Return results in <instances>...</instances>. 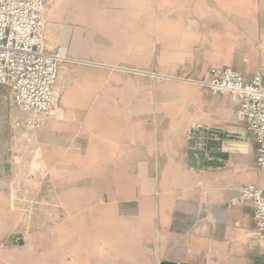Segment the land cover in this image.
<instances>
[{"label":"crops","instance_id":"1","mask_svg":"<svg viewBox=\"0 0 264 264\" xmlns=\"http://www.w3.org/2000/svg\"><path fill=\"white\" fill-rule=\"evenodd\" d=\"M56 114L0 120V264H264L228 67L264 84V0H46ZM7 92V90H5Z\"/></svg>","mask_w":264,"mask_h":264},{"label":"built area","instance_id":"2","mask_svg":"<svg viewBox=\"0 0 264 264\" xmlns=\"http://www.w3.org/2000/svg\"><path fill=\"white\" fill-rule=\"evenodd\" d=\"M46 0H0V86L8 92L9 108L24 116L14 127L40 130L56 114L54 86L60 64L61 46L45 48L44 11ZM213 96L230 95L239 103L237 116L254 134L256 165L261 186L245 184L228 207L249 204L253 210L257 237L264 240V84L261 73L250 82L231 68L215 67L207 81L199 82Z\"/></svg>","mask_w":264,"mask_h":264},{"label":"rangeland","instance_id":"3","mask_svg":"<svg viewBox=\"0 0 264 264\" xmlns=\"http://www.w3.org/2000/svg\"><path fill=\"white\" fill-rule=\"evenodd\" d=\"M5 90L6 88L0 86V120L6 118V108L8 106V92H5Z\"/></svg>","mask_w":264,"mask_h":264}]
</instances>
